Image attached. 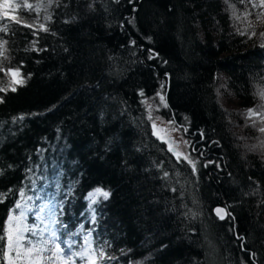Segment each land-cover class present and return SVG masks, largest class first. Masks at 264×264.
I'll list each match as a JSON object with an SVG mask.
<instances>
[{
	"label": "trees",
	"instance_id": "trees-1",
	"mask_svg": "<svg viewBox=\"0 0 264 264\" xmlns=\"http://www.w3.org/2000/svg\"><path fill=\"white\" fill-rule=\"evenodd\" d=\"M253 14L250 0H61L47 31L25 7L4 14L0 264L24 201L50 205L71 264H91L87 232L95 264H214L208 235L217 264H264V139L256 148L247 116L264 114V46L242 33ZM9 68L23 77L15 91ZM160 90L166 118L199 142L195 170L154 134L147 100ZM97 188L109 196L91 203Z\"/></svg>",
	"mask_w": 264,
	"mask_h": 264
},
{
	"label": "rangeland",
	"instance_id": "rangeland-1",
	"mask_svg": "<svg viewBox=\"0 0 264 264\" xmlns=\"http://www.w3.org/2000/svg\"><path fill=\"white\" fill-rule=\"evenodd\" d=\"M60 1L61 0H4V2H0V18H2L5 12H7L8 15H16L20 7L29 9L27 5L30 4L32 5L30 10L36 14V23L39 26L43 25L45 28L53 19L54 10L59 5ZM91 1L95 5H98L102 0ZM250 3L253 5L254 17L250 19L248 18L246 25L242 28V33L254 36L257 39L258 44L262 46L264 45V35H261V33H264V5L261 4V0H250ZM253 33H255V35H253ZM16 70V68H9L5 71V73L8 74L9 80L11 81V87L22 83L16 81H23V77L19 69L18 75H13ZM161 97H163V99H161ZM147 107L153 129L155 127V132L160 135L159 139L165 140L168 147H173L176 152H179V155L176 156L178 162L183 160L188 162L189 160H192L196 164L194 156L199 155L201 152L200 150L192 151L190 148L191 140L184 133V129L171 121L170 118H166L164 115L165 96L162 90H160L155 97L147 100ZM250 109L254 110L256 113L252 116H249L247 113V116L248 118H251L253 122H255L256 118V123H253V127L259 136L256 145L257 148V146L261 143L260 138L264 139V132L260 131L261 128H264V114H261L254 108ZM253 148L254 146H250L249 152L254 151ZM185 157H187V159H185ZM189 165L192 166L190 163ZM194 173L195 175L192 177V181H190L191 178L189 179L190 186H188L192 198L194 195V192L192 191H194L195 182L198 180L199 176L197 172ZM100 189L104 192H107L102 188ZM95 190L96 189L90 193L95 192ZM87 197L91 203H93L103 196L97 195L94 198V201L92 198H89V194ZM193 199L197 205L196 209L198 210L200 217L202 219H208L209 216L205 208L201 206L199 198L194 196ZM10 215L13 216V220L11 222H9V219L7 220V234L11 229L13 232V244L11 248L8 246V264H16L13 259V255L16 256V254H19L20 257L25 260L26 264H71L72 252L69 250L68 244L64 243L59 235L58 226L55 222L56 220L53 218L50 212L49 204L45 203L41 205L37 211L31 202L24 201L21 204L19 212H12ZM30 219H36L37 221L43 223L44 229L37 231V229L31 224ZM83 236L85 240L83 243L81 259H85L91 263V259H96V254L93 250V245L91 242V234L87 232ZM32 239L36 242L35 247H27L26 241ZM206 240L208 243L207 247L209 258L214 264H217L218 260L215 256V243L209 235L208 237L206 236ZM57 244H60L62 249V251L58 254L55 251ZM29 249H31V251H29Z\"/></svg>",
	"mask_w": 264,
	"mask_h": 264
},
{
	"label": "snow or ice",
	"instance_id": "snow-or-ice-1",
	"mask_svg": "<svg viewBox=\"0 0 264 264\" xmlns=\"http://www.w3.org/2000/svg\"><path fill=\"white\" fill-rule=\"evenodd\" d=\"M0 2H4V0H0ZM261 4L264 5V0H261ZM27 7H28L29 9H31V8H32V5L29 4V5H27ZM7 15H8V13L5 12V16H7ZM12 19H13L14 21L18 22V23L20 22V21H17V20H16V17H12ZM23 26H25V27H32L31 25H28V24H26V23H25ZM40 27H41L42 30L47 31V28H44L43 25H41ZM4 30H6V29H4ZM253 35H255V33H253ZM261 35H264V33H261ZM133 43H135V42H133ZM262 46H264V45H262ZM149 58L151 59V58H153V57L150 56ZM9 71H11V70H9ZM18 73H19V70L17 69L16 72L13 73V75H18ZM16 82H22V81H16ZM5 90H6V89H4V88H0V91H5ZM12 90L15 91V87H12ZM161 99H163V97H161ZM255 114H256V113L254 112V110H252V109L248 110V115H249V116H252V115H255ZM260 131H261V132H264V128H261ZM185 159H187V157H185ZM188 162H189L190 164H192L193 169L195 170V163H194L192 160H189ZM165 175H167V173H165ZM21 194H23V193L21 192ZM0 195H4V194H0ZM97 195H102V196L106 199V198L108 197L109 194H108L107 192L102 191L100 188H97V189L95 190V192H93V193H89V198H92L93 201H94V198H95ZM15 207H16V208H20L21 205H20L19 203H17ZM222 212H224V209H221V208H217V209H216V213H217V215L220 216V219H221V220L225 219V216H224V215H220V213H222ZM21 215H23V214H21ZM8 219H9V222H11V221L13 220V216H12V215H9V218H8ZM7 239H8V246H9V248H11V246H12V244H13V232H12L11 229L8 231ZM29 251H31V249H29ZM55 251H56L57 254L60 253V252L62 251V249H61V247H60V244H57V245H56ZM101 255H102V253H101ZM91 264H95V260H94V259H91Z\"/></svg>",
	"mask_w": 264,
	"mask_h": 264
},
{
	"label": "flooded vegetation",
	"instance_id": "flooded-vegetation-1",
	"mask_svg": "<svg viewBox=\"0 0 264 264\" xmlns=\"http://www.w3.org/2000/svg\"><path fill=\"white\" fill-rule=\"evenodd\" d=\"M170 120L171 121H173L174 123H176L178 126H180V127H182L183 129H184V133L186 134V136L187 137H189V139L191 140L190 142H191V145H190V148H191V150L192 151H195V150H200V146H198V144H199V142L197 141H195V135L194 134H191V133H189L187 130H186V128H185V126H183L182 124H180V122H178V121H176V119H173V118H170ZM160 136V135H159ZM164 144H165V146L167 147V149L171 152V154L173 155V156H177V155H179L178 153L179 152H176L175 151V149L173 148V147H168V145H167V143H166V141L165 140H161ZM174 146V145H173ZM175 147V146H174ZM197 148V149H196Z\"/></svg>",
	"mask_w": 264,
	"mask_h": 264
},
{
	"label": "water",
	"instance_id": "water-1",
	"mask_svg": "<svg viewBox=\"0 0 264 264\" xmlns=\"http://www.w3.org/2000/svg\"><path fill=\"white\" fill-rule=\"evenodd\" d=\"M154 134H155V136H156L157 138H159V135L155 132V127H154ZM226 206H227V205H226V202H225V205H224V206H221V205L216 206V207L214 208V210H213L214 214H215L218 218H220V216L217 215V213H216V209H217V208H221V209H224V212L220 213V215H224L225 218H226V217L228 216V214H229V212L227 211V207H226Z\"/></svg>",
	"mask_w": 264,
	"mask_h": 264
}]
</instances>
